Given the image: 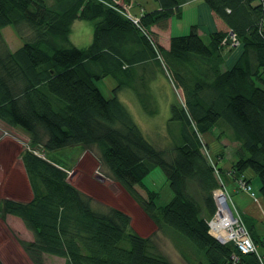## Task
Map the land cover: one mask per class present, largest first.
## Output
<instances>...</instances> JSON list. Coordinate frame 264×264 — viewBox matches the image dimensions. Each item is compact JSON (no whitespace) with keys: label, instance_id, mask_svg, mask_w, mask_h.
<instances>
[{"label":"trees","instance_id":"obj_1","mask_svg":"<svg viewBox=\"0 0 264 264\" xmlns=\"http://www.w3.org/2000/svg\"><path fill=\"white\" fill-rule=\"evenodd\" d=\"M156 1L160 7L151 12L138 4L143 10L136 23V0H0V122L21 127L33 143L52 151L101 145L111 175L158 227L203 256L195 264H226L238 249L209 234L208 220L217 208L213 191L224 182L205 138L216 124L228 127L240 142L231 170L248 183L252 177L246 174L257 176L264 201V5L260 0H205L235 34V41L243 44L235 65L222 70L221 41L225 37L231 44V34L213 32L206 42L193 25L188 34L172 35L166 47L153 26L168 29L170 19L180 16L183 1ZM79 18H100L95 40L85 47L69 38ZM22 24L31 27V37L8 50L1 29ZM131 53L135 57H129ZM141 60L168 72L184 97L183 103L171 106L170 119L177 121L172 124V153L149 141L118 99L123 85L142 87L139 74L144 71L135 65ZM107 75L118 82L113 97L96 85ZM23 158L35 196L28 203L8 199L4 210L18 215L33 232L26 249L36 264H43L44 253L64 256L66 264H173L152 251L151 238L131 228L127 212L97 208L63 169L37 153L25 151ZM156 165L166 173L174 194L161 206L156 204V191L144 183ZM138 185L150 196L144 198ZM192 185L209 218L191 193ZM244 221L253 233L256 222L252 217ZM243 259L245 264L258 263L255 254Z\"/></svg>","mask_w":264,"mask_h":264},{"label":"rangeland","instance_id":"obj_2","mask_svg":"<svg viewBox=\"0 0 264 264\" xmlns=\"http://www.w3.org/2000/svg\"><path fill=\"white\" fill-rule=\"evenodd\" d=\"M142 10V8H137L132 14L135 18L139 17V12ZM225 31L233 36V32L229 31L228 28ZM31 34L32 29L26 24H22L20 28L9 25L1 29L2 39L8 50H16L24 45ZM206 35L207 39L210 40L212 34L206 33ZM170 37V34L158 35L159 41L167 47ZM74 38H76V33ZM221 42L220 51L223 56V64L220 67L225 70V68L235 65L237 58L242 54L243 44L235 40L229 44L225 37ZM76 43L85 47L91 42ZM154 66L153 72H147L145 69L139 74L140 84L143 85L142 89H136L131 84L121 85L117 95L147 139L152 143L154 142L161 150L171 152L176 142L175 135L172 134V124L177 122L170 119L171 106L173 102L183 103L184 97H182L181 89L175 86L168 72L163 71L156 64ZM261 71L264 78V68ZM150 75H154L153 78ZM102 79L101 87L113 97L116 92L117 80L112 76ZM141 90L143 91L142 95H140ZM205 139L210 143L214 142L211 144L210 158L215 164L218 162L219 165L222 164L223 157L236 158L240 142L232 136L228 127H223L220 123L216 124L214 130L206 134ZM28 150L50 160L57 167L63 169L67 173L68 180L85 195L92 197L93 204L97 208L103 210L117 207L127 212L132 218L131 228L141 236L151 238L152 251L164 254L173 264H195L203 258L194 246L172 234L169 230L160 229L139 200L132 196L124 185H121L111 175L108 165L103 161L101 145L94 144L89 147L78 145L52 151L41 144L33 143L31 136L21 127L0 122V258L4 264H36L26 249L27 242L34 239L33 232L18 215L4 210L5 202L8 199L28 203L35 196V190L32 187L23 158L25 151ZM230 173L236 181L237 190L245 193L246 198L241 204L245 207H241L231 192L227 190L225 176L222 172L220 173V180L224 182L222 187L228 193L229 202L244 218L252 217V220L256 222L252 216V210L249 209L255 202L258 212L262 215L260 222L264 228V201L260 187L257 188V184L251 181L255 190V194H252L240 187L239 176H235L234 172ZM144 183L156 191L157 205L166 204L174 196L167 175L160 166H154L149 175L145 177ZM137 189L144 198L150 196L144 186L138 185ZM190 191L202 203L195 185L190 186ZM202 205L204 206V203ZM202 210V214L209 218L210 215L205 206ZM261 238L256 242L259 243V252L264 261V242H261ZM41 259L43 264H66L64 256L44 253Z\"/></svg>","mask_w":264,"mask_h":264},{"label":"crops","instance_id":"obj_3","mask_svg":"<svg viewBox=\"0 0 264 264\" xmlns=\"http://www.w3.org/2000/svg\"><path fill=\"white\" fill-rule=\"evenodd\" d=\"M48 1H50V3L52 2V0H48ZM181 1H183L181 14H180V16H174L170 19V22H169L170 25H169L168 29H161V28H158L156 26H153V30L156 32L157 35H159V34H170L172 36V35L188 34L191 30V27L193 25H197L198 30L201 33V36L207 42V41H209V39H207L206 33L212 34L213 32L223 31L227 28L226 23L224 21H221L220 19H218L215 16L213 10H210V8L207 5V3L205 2V0H181ZM139 3L143 4L145 6L146 12L158 10L160 7V3L157 2L156 0H136V5L134 7V11H136L137 8L139 7L138 6ZM99 19L100 18H95V19L79 18V19H76L73 22V25H72L73 27H72L71 33L69 35L71 42L72 43L75 42V44L79 47H82V45H79L76 42L89 41L92 43L95 40V23H97V21ZM75 33H76V38H78V39L74 38ZM133 56L134 55H132V53L129 55V57H133ZM135 65H137L140 72L147 69V67H145V65H148L149 69H150V67L152 68L150 70L147 69V71L153 72L155 70L154 69L155 66L153 64V61H150V60H149V62H147L146 60H143V62H142V60H141V61H139L138 64H135ZM110 76H112V75H107V77H110ZM107 77H105V78H107ZM112 78H114V77L112 76ZM101 80L103 81V79H101ZM101 80H98L96 85L100 88V90L103 91V93L105 94L106 97H111L109 95V93H107L101 87V85H100V83L102 82ZM140 88H143V85ZM209 144L211 147V144H214V142H211V143L209 142ZM233 159L234 158H231V157L229 159H228V157L227 158L223 157V159H222L223 161H222V164H220V166H221V170L225 176L224 177L225 178V186H226L227 190L231 192V194H232L233 198L236 200V202H238V204L241 205L242 202L244 203L246 195L242 191L240 192L237 190L236 181H234V179L231 175L232 173H230V172H233V170L231 171ZM235 160L236 159H234V161ZM246 175L249 177H252L251 178L252 183H256L257 188L261 187V180L257 176H252V173H248ZM242 206L245 207V205H241V207ZM253 207H254V209H253ZM249 209L252 210V212H253L252 216L256 220V224L253 228V231H254L253 236H255L259 240L264 235V228L260 222V218L262 215L260 212H258L257 204L255 202L252 203V205Z\"/></svg>","mask_w":264,"mask_h":264},{"label":"built area","instance_id":"obj_4","mask_svg":"<svg viewBox=\"0 0 264 264\" xmlns=\"http://www.w3.org/2000/svg\"><path fill=\"white\" fill-rule=\"evenodd\" d=\"M260 2L264 5V0H260ZM134 21L137 23L138 17ZM232 37L234 41V33ZM238 180L240 187L255 194L252 184L248 183L244 176H240ZM213 192L217 208L214 212L215 214L208 220L209 234L213 235L221 244H234L238 249L237 251H233L232 259L226 264H245L244 255L250 254L257 256V264H264L263 256L260 254L258 248L259 243L253 239V235L247 223H245L243 216L229 202L228 193L225 192L222 186ZM261 242H264V236L261 238Z\"/></svg>","mask_w":264,"mask_h":264}]
</instances>
